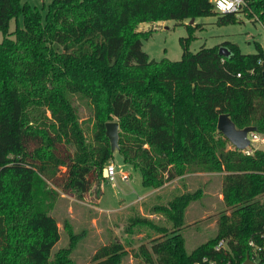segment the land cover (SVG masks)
Wrapping results in <instances>:
<instances>
[{"label": "trees", "instance_id": "16d2710c", "mask_svg": "<svg viewBox=\"0 0 264 264\" xmlns=\"http://www.w3.org/2000/svg\"><path fill=\"white\" fill-rule=\"evenodd\" d=\"M247 2L244 12L219 14L218 24L235 23L239 14L264 24V0ZM43 10L0 0V264H74L71 250L53 253L61 235L52 205L56 190L83 199L105 183L115 153L108 122L119 124L116 152L146 189L184 182L185 191L167 202L155 194L161 203L151 214H162L172 229L151 223L159 237L150 250L140 247L144 264H242L249 242L264 244V149L238 150L218 120L227 114L238 129L264 135V45L244 54L227 41L193 53V38L182 39L179 61L143 50L150 34L136 32L138 24L211 16V0H52ZM20 15L23 27L9 33ZM198 174L222 175L230 213L188 252L185 213L205 191L187 189L185 180ZM126 256L115 241L90 264H122Z\"/></svg>", "mask_w": 264, "mask_h": 264}, {"label": "rangeland", "instance_id": "374dc122", "mask_svg": "<svg viewBox=\"0 0 264 264\" xmlns=\"http://www.w3.org/2000/svg\"><path fill=\"white\" fill-rule=\"evenodd\" d=\"M24 1L40 9L43 14V8L52 2ZM219 17V14H214L184 21H148L138 24L136 32L150 34L147 40H143V50L151 59L158 61L181 60L184 53L182 39H187L188 42L193 38L188 45L193 53L203 46L214 47L227 41L237 44L244 54H254L256 43L264 45V27L257 20L239 14L235 23L220 25ZM18 26L23 27L21 15L17 20L11 21L9 33H14ZM192 29L193 32L190 33ZM3 38L4 34L0 31V43ZM81 111L83 118L88 119L90 111L83 103ZM87 126L88 123L85 128ZM108 164H114L117 168L116 180L111 182L104 177L105 183L93 186L91 193L85 198L78 199L74 195H66L56 190L58 197L52 205L51 214L57 220L61 239L53 248V253L63 249L71 250L69 254L74 264H90L101 247L119 241L128 253L122 264H144L140 247L145 246L150 250L153 240L159 237L151 223L172 229V223L162 214H151L152 208L161 203L155 197L160 193L168 195L164 199L167 202L173 194L185 191L184 182L176 180L156 195L144 198L140 196L146 194L147 189L143 186L141 173L125 163L118 151H115ZM123 174L128 175V180L123 179ZM185 181L187 189L196 190L202 187L205 191L204 198L192 203L185 213L183 234L186 237L187 250L192 252L216 234L218 218L224 212L230 213V209L224 205L221 174H198L189 176ZM50 187L53 188L51 184ZM100 191H103L102 195ZM136 254H139L138 257Z\"/></svg>", "mask_w": 264, "mask_h": 264}, {"label": "built area", "instance_id": "2783aa9c", "mask_svg": "<svg viewBox=\"0 0 264 264\" xmlns=\"http://www.w3.org/2000/svg\"><path fill=\"white\" fill-rule=\"evenodd\" d=\"M211 2L214 5V12L220 15L244 12L249 7L247 0H243L242 3H240L239 0H211ZM253 19L257 20L264 27V24L257 16ZM247 139L249 140L250 145L243 150L246 155L253 154L257 149H264V135L257 132H250L247 135ZM253 143L255 145H253ZM103 175L109 181L114 182L117 176V168L114 164H107ZM123 179L128 180V175L123 174ZM249 246L251 248V255L248 254L243 262L249 259L253 264H264V244L259 246L251 241L249 242ZM223 247H225V241L221 240L216 249L220 250Z\"/></svg>", "mask_w": 264, "mask_h": 264}, {"label": "water", "instance_id": "95a60500", "mask_svg": "<svg viewBox=\"0 0 264 264\" xmlns=\"http://www.w3.org/2000/svg\"><path fill=\"white\" fill-rule=\"evenodd\" d=\"M220 54L228 56L230 51L225 48H220ZM218 130L230 141V143L238 150H245L250 142L247 139V135L250 132H256L255 127H247L245 129H238L231 118L227 114H223L218 120ZM106 134L111 142L113 151H116L119 147V124L117 122H108L106 124ZM242 264H253L251 260L247 259Z\"/></svg>", "mask_w": 264, "mask_h": 264}, {"label": "crops", "instance_id": "0c3cea01", "mask_svg": "<svg viewBox=\"0 0 264 264\" xmlns=\"http://www.w3.org/2000/svg\"><path fill=\"white\" fill-rule=\"evenodd\" d=\"M176 182V181H175ZM173 183V182H172ZM172 183H170V184H172ZM169 185V184H168ZM160 190H149V189H147V192H146V194H144L143 196H140V197H149V196H153V195H155L156 193H158ZM139 197V198H140Z\"/></svg>", "mask_w": 264, "mask_h": 264}, {"label": "clouds", "instance_id": "9594fccd", "mask_svg": "<svg viewBox=\"0 0 264 264\" xmlns=\"http://www.w3.org/2000/svg\"><path fill=\"white\" fill-rule=\"evenodd\" d=\"M239 2H240V3H242V2H243V0H239Z\"/></svg>", "mask_w": 264, "mask_h": 264}]
</instances>
